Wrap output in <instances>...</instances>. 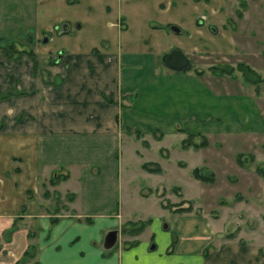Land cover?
<instances>
[{
  "label": "crops",
  "instance_id": "1",
  "mask_svg": "<svg viewBox=\"0 0 264 264\" xmlns=\"http://www.w3.org/2000/svg\"><path fill=\"white\" fill-rule=\"evenodd\" d=\"M173 2L0 0V37L38 50L48 31L47 50L62 56L58 82L36 91L30 59L0 53V93L26 91L0 98V264H264L259 245L218 238L223 228L210 211H169L159 183L143 192L121 165L126 127L169 132L188 121L197 132V119L211 117V89L198 75L154 62L172 46L190 53L205 45L194 20L200 8L186 27L167 13ZM169 23L185 31L171 33ZM45 189L68 200L51 205ZM132 197L152 199L156 211L126 209ZM111 228L116 241L106 249Z\"/></svg>",
  "mask_w": 264,
  "mask_h": 264
},
{
  "label": "rangeland",
  "instance_id": "2",
  "mask_svg": "<svg viewBox=\"0 0 264 264\" xmlns=\"http://www.w3.org/2000/svg\"><path fill=\"white\" fill-rule=\"evenodd\" d=\"M198 7L200 12L194 20L206 31L200 36L205 45L185 54L190 61L188 70L211 89V117L197 119L200 130L196 136L177 128L196 132L195 127L186 125L188 121L174 122L169 132L152 129L138 136L130 129L122 138L121 165L129 171L132 184L143 192L152 190L154 182L159 183L155 192L159 190V202L166 205L163 207L169 210L189 205L190 209L210 211L211 218L217 219L216 227L223 228L218 238L259 245L264 253V0H174L167 13H176L188 27ZM169 24L166 27L172 33ZM182 32L180 29L175 33ZM49 35L50 32L42 31L35 40L37 69L32 77L36 91L41 84L59 80L54 67L62 62L61 51L47 50ZM28 42L22 44L28 47ZM164 51L154 56L159 67L163 65L160 55ZM6 77L12 84V75ZM142 163L147 167L157 165L159 170L154 173L161 175H143V170L153 171ZM193 168L204 179L195 178ZM46 194L51 205L60 207L63 200H68L65 194L61 198L53 191L46 190ZM133 199L126 209L129 206L138 215L156 211L152 199L143 200L142 205ZM7 233L3 232L2 237Z\"/></svg>",
  "mask_w": 264,
  "mask_h": 264
},
{
  "label": "trees",
  "instance_id": "3",
  "mask_svg": "<svg viewBox=\"0 0 264 264\" xmlns=\"http://www.w3.org/2000/svg\"><path fill=\"white\" fill-rule=\"evenodd\" d=\"M156 26H159V25H156ZM0 52L5 57L11 58V59H18V58H20L23 55L27 56L30 59V61H31L32 74L35 73V71L37 69V58H36V53H35V51L32 48L25 47L22 43L15 42L13 40L5 41V39H3L2 37H0ZM189 68H190V63H189V65L186 68H184L182 70L183 71L184 70H188ZM195 72L197 74H200L201 73L200 70H198V71L195 70ZM52 83L53 84H56L54 82H52ZM13 89H14V87L12 85L9 86V88L6 91L0 93V98H5V97H8V96L13 95V94H22V93H24V90H22V89L21 90H18V91H14ZM177 128L179 130H182V131L187 132V134L190 135V136H196V135H198V132H191V131L185 129L184 127L177 126ZM132 129H133L135 135H138L139 136L140 134H142V132L139 129H137V128H132ZM129 130H130V128L129 127H126V131H129ZM160 133H161V131H160ZM204 143H205V141L202 140L201 141V144H204ZM146 163H142V166L144 168H146V169H148L150 171H153V172H157L159 170V167L157 165L154 164L153 167H147ZM192 172H193V176L195 178L204 179L203 175H201L197 171L196 168H193L192 169ZM164 205L165 204H163V206ZM170 210L172 212L188 211V210H190V206L189 205H187L185 207H183V206H175V207L171 208ZM146 221H148V219H146L144 221H139L137 223V225H135L136 224L135 222L131 223V224H133L135 226L132 227L130 230L131 231H137V230H139L140 228H142V226L144 225V223Z\"/></svg>",
  "mask_w": 264,
  "mask_h": 264
},
{
  "label": "water",
  "instance_id": "4",
  "mask_svg": "<svg viewBox=\"0 0 264 264\" xmlns=\"http://www.w3.org/2000/svg\"><path fill=\"white\" fill-rule=\"evenodd\" d=\"M169 28L174 32L180 31V28L175 24H170ZM42 40L45 41L46 37H43ZM160 60L165 66L175 70H182L190 63L188 56L180 48L175 46L164 51L160 55ZM116 234L117 229H108L103 235L102 246L106 249L110 248L116 241Z\"/></svg>",
  "mask_w": 264,
  "mask_h": 264
}]
</instances>
